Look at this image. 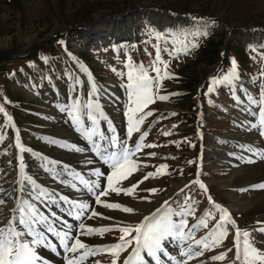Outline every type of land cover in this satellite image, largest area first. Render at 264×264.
<instances>
[{
	"label": "rangeland",
	"instance_id": "374dc122",
	"mask_svg": "<svg viewBox=\"0 0 264 264\" xmlns=\"http://www.w3.org/2000/svg\"><path fill=\"white\" fill-rule=\"evenodd\" d=\"M94 26L100 28L99 31L87 36L86 29ZM197 32H206L207 35H186ZM156 33L161 34L159 40ZM180 41H191L197 47H189L186 53L175 52L174 48L181 47ZM156 46L162 50L161 59L168 65L166 70L163 65H158L161 75L167 71L170 76L160 82L158 95L168 99H156L150 103L144 111H151L152 115L146 116L140 126L141 132L133 133L128 139L127 117L124 115L128 97L122 86L127 80L126 76H119L111 69L126 73L124 63L127 53L134 64L143 63L149 74L156 76L148 67L154 61ZM42 57H47V62ZM262 57L264 0H0V106L12 117V124L15 125L13 129L0 113V134L6 137L0 143V187L10 194L8 196L14 194L12 189L16 185L13 181L20 163L18 160L16 165L13 161L17 158L14 143L18 134L20 143L31 151L20 154L18 150L16 154L24 156V162L29 164L27 167L25 164V172L34 174L38 184L56 193L59 187L54 184L71 188V182L79 188L76 193L85 190L79 180L73 179L74 174L93 169L89 165L97 158H92L91 146L75 131L67 113L60 111L61 107L72 102L71 97L79 95L84 99L90 90L87 74L80 71L79 61L87 67L101 89L100 104L106 117L124 101L123 125L116 129L119 137L123 135L120 139L127 140L128 145L134 147L141 133L147 132L143 143L157 145L142 148L134 157L141 165L140 170L124 180L122 186L130 187L141 180L143 183H139L131 195L112 193L101 198L136 211L129 214L104 208L95 204L93 194L85 191L88 196L91 194L87 201L90 209L81 223H90L88 217L91 209H95L102 215L96 217L97 222L91 223V227L115 228L117 225L134 224L170 195L169 188L175 179L181 184L190 180L188 188L171 201L173 207L190 198L189 203L195 201L193 207L197 215L211 210L218 218L219 214L208 203L207 195L210 194L216 203L230 211L240 229L252 232L256 246L264 250V233L253 231L263 226L258 223L261 222L260 214L239 206L232 207L233 194L240 200H249L256 192L264 194L263 189L253 187L261 181L231 184L244 168H256L254 147L262 146L258 138H262L264 143V137L257 129H248L252 123L258 122V107L249 102L248 96L259 99L260 86L264 84ZM233 59L239 79L231 85H213V79H221L228 74ZM77 77L79 85L75 84ZM209 86L214 91L208 92ZM109 87L113 90L110 91ZM106 91L109 97L104 98L103 92ZM102 101L106 103L102 104ZM111 121L114 126L118 124L114 119ZM106 122L100 120L101 131H107ZM198 122L203 130L197 128ZM242 131L243 134L239 135L238 132ZM164 132L170 134L164 135ZM65 135L71 136L62 141ZM241 140H244L242 147L245 154L242 158L239 157L242 151L237 148ZM68 145L88 151L78 152ZM153 152L156 155L150 156L149 153ZM250 152L253 154L249 155ZM57 153H63L69 160H79L76 162L78 165H72L73 161H63ZM89 160L92 163L88 165ZM51 161L57 163L54 165ZM161 164L167 165L162 170L164 174L143 179ZM92 169L85 172L89 173L88 180H94ZM198 171L201 182L208 188L207 195L198 185L191 183ZM30 173L27 174L32 176ZM101 179L102 187L106 186V173ZM150 189L158 191L152 193ZM71 194L67 195L73 198ZM10 199L7 205L11 204ZM188 219L190 224L195 222L194 217ZM213 222H209L210 226ZM205 234V229L195 232L196 238ZM118 235L117 231L98 235L101 242L95 246L114 243ZM231 246L230 234L222 247L206 251L203 256L192 260L204 264H228L227 261H212L210 257ZM110 259L106 253L91 257V261L98 260L101 264H110Z\"/></svg>",
	"mask_w": 264,
	"mask_h": 264
},
{
	"label": "snow or ice",
	"instance_id": "6c2138e0",
	"mask_svg": "<svg viewBox=\"0 0 264 264\" xmlns=\"http://www.w3.org/2000/svg\"><path fill=\"white\" fill-rule=\"evenodd\" d=\"M186 35H207V33L197 32ZM156 38L159 40L161 34L156 33ZM180 43L181 47L174 48L175 52L184 51L186 53L189 47H197V44L191 41L187 43L180 41ZM253 50L255 51V49ZM161 51L159 46H156L154 61L148 66L151 71L156 73V76H151L143 63L134 64L131 56L127 53H125L127 59L124 63V67L127 69L126 73L117 72L116 68L111 69L119 76H126L127 80L126 84L122 86L125 88L128 97L127 110L124 113L127 117L128 139L132 138L133 133L141 132L140 126L144 123L146 116L152 115L151 111L145 112V108L150 103H154L156 99H168L167 96L158 95L160 82L165 78H170L167 71L161 75V68L158 65H163L165 70L168 67L167 62L161 59ZM69 55L71 56V53ZM71 58L76 60L74 56ZM42 59L47 62L48 58L42 57ZM77 63L80 71L87 74L90 90L84 99H81L79 95L71 97L72 102L61 107L60 111L67 113L75 131L82 135L91 146V152L103 161L110 171L106 173L107 183L104 187L98 179H84L80 173H75L73 179L79 180L80 184H83L87 191L95 196V204L107 209H118L124 213L132 214L136 211L132 207L123 206L120 203H108L101 198L108 197L112 193L131 195L138 184L143 183L141 180L131 184L130 187L122 186L124 180H128L140 170L141 165L134 157L142 148H153L157 145L143 143L148 135L147 132L141 133L134 147L129 146L127 140L120 139L116 135L113 122L107 119L101 108V89L94 82L87 67L80 64L79 61ZM261 75L264 76V71ZM237 79H239L237 64L233 59L228 74L221 79H213L212 84L227 83L231 85ZM75 84H80L78 77L75 78ZM73 91L76 92L77 89L74 87ZM212 91L214 88L209 86L208 92ZM237 100L239 102V98ZM248 100L258 107V122L252 123L251 127L257 129L259 135L264 137V84L260 86L259 99L249 95ZM0 113H3L7 124L15 129V125L12 124V117L3 106H0ZM101 119L107 120V132L112 133V135L109 136L107 132L101 131ZM163 134L169 135L170 133L164 132ZM5 138V135L0 134V143ZM15 147L21 153L31 151L20 143L18 134ZM68 147L74 148L78 152L86 151V149L75 145H68ZM248 150L252 151L251 148ZM149 155L155 156L156 153H149ZM260 155L264 158V154ZM17 159L20 161L18 179L13 181L17 187L12 189V193L16 195L10 196L13 203L7 211L0 207V264H49V260L41 254V249H48L57 255H60L58 249H61L63 264H101L98 260H89L90 257L101 253H106L111 257L110 264H165V260L169 261L170 264H188L189 260L203 256L206 251L222 247L230 234L232 235V246L212 255L210 257L212 261H227L228 264H264V250L256 246L252 232L240 229L230 211L221 204L214 202L212 197L207 195L208 188L201 182L199 171L196 179L191 183L198 185L207 195L208 203L219 214L218 218L213 215L211 210L205 211L202 215H197L196 209L193 207L195 201L192 200L189 203L190 198H186L183 204H177L175 207L170 200H165L149 215L143 216L134 224L117 225L115 228H94L80 223L78 225L79 231L73 233V225L63 220L53 209L59 207L61 211H67L70 216L75 211L74 219L79 221L89 211L90 205L85 202H69L67 196L49 191L25 172L23 157L18 156ZM50 163L55 164L57 162L51 161ZM87 163H92V161L89 160ZM189 163L192 162L189 161ZM166 168L167 165L161 164L155 172H148L143 179L164 174L162 170ZM92 175L100 178L105 173L100 168H96ZM60 182L65 183L63 180ZM72 187L76 188L77 184L72 183ZM187 187L188 185H185V188ZM253 187L264 189V184ZM97 189L99 191H96ZM246 190L241 189V191ZM149 191L155 193L158 190L150 189ZM183 191L184 189H180L181 193ZM0 193H5L2 187H0ZM5 195L10 194L5 193ZM59 202H69V209L65 210ZM6 203L5 196L0 195V206H4ZM101 215L95 209H91V215L88 218L92 219ZM189 217H194L195 222L190 224ZM210 221H214L211 226ZM258 223L264 225V222L258 221ZM200 229H205L206 234L196 238L195 232ZM112 231H117L119 235L115 238L116 242L111 244L94 246L81 239L82 236H102ZM253 231L264 233V226ZM50 237L55 238L58 243ZM170 244L176 246L179 257H186V259H178L177 255L173 254L172 249H170ZM229 253L232 255L229 256Z\"/></svg>",
	"mask_w": 264,
	"mask_h": 264
},
{
	"label": "bare ground",
	"instance_id": "6f19581e",
	"mask_svg": "<svg viewBox=\"0 0 264 264\" xmlns=\"http://www.w3.org/2000/svg\"><path fill=\"white\" fill-rule=\"evenodd\" d=\"M119 17H117L116 19H118ZM129 18H127L126 20H128ZM99 29L100 28H97V27H89V28H87L86 29V34H87V36H90V34H92V33H97V31H99ZM244 33H247L248 34V32L247 31H245ZM263 34V33H262ZM242 38L243 39H245L246 37L244 36V34H242ZM263 36V35H262ZM248 37H249V34H248ZM109 90L110 91H112L113 90V88H111V87H109ZM104 93V98H107V97H109V92H103ZM65 97L63 96V99H64ZM106 102H104V101H102V104H105ZM102 106V105H101ZM104 108V107H103ZM114 109H112V111H113ZM115 111V110H114ZM122 112H123V103L121 102L119 105H118V107H117V109H116V111L115 112H113L112 114H109V116H107L108 117V119L109 120H116V123H118V124H116L115 125V127H116V129L118 130V129H120V126L121 125H123V118H122ZM104 122V121H103ZM113 122V121H112ZM107 123V122H106ZM252 127H250V128H248V129H251ZM102 130V129H101ZM105 130H107V129H105ZM120 133H121V135H122V131H119ZM110 133V132H109ZM119 134V133H118ZM238 134L239 135H241V134H243V131L242 132H238ZM69 136H71V135H65V136H62V141L64 140V139H68V137ZM118 137H119V135H118ZM119 138H122L121 136L119 137ZM70 140V139H69ZM258 140L260 141V143H261V145L262 146H264V143H263V140H262V138L260 139V138H258ZM262 140V141H261ZM67 141V140H66ZM248 144H250V145H253V143L252 142H248ZM242 146H244V140H241V142L238 144V146H237V148L239 149V150H241L242 152L240 153V158H242V157H244L245 156V154L243 153V151H244V148L242 147ZM262 146H258V145H256L254 148H255V155H253V159H256L257 158V162H256V168H254V167H248V168H244V171L242 172V171H240L239 172V174H238V176H237V179L236 180H234V181H232V183L231 184H237V183H245V182H250V183H252V182H255V181H261V184H264V158H262V156L260 155V154H264V147H262ZM84 149H86V148H84ZM86 151H88V149H86ZM89 153V152H88ZM90 153H91V156H92V158L94 157L93 155H92V152H91V150H90ZM256 153H259V154H256ZM58 155H61V159L63 160V161H67V162H70V161H73V162H75V163H73L72 165H78L76 162L78 161L79 162V160H69L68 158H67V156H65L63 153H57ZM94 154V153H93ZM253 153H251L250 152V154L249 155H252ZM95 155V154H94ZM20 156H22V155H20ZM75 156V155H74ZM96 156V155H95ZM75 157H77V156H75ZM86 158V157H85ZM95 158H97L96 160H95V162L91 165H89V163H87L88 165H89V167H93V169L92 168H89V169H92V170H95L96 168H100L101 169V171L102 172H105V173H107L109 170L106 168V167H108L106 164H103V163H101L102 161L96 156ZM95 158H93V159H95ZM92 159V160H93ZM259 159V160H258ZM54 160V159H53ZM237 162H239V160L237 161ZM23 163H24V165H25V162H24V160H23ZM99 163V164H98ZM55 165V164H54ZM52 166V165H51ZM52 168V167H51ZM53 169V168H52ZM89 169H87L86 171H88ZM51 171V170H50ZM70 171V170H69ZM68 171V172H69ZM76 171V170H75ZM85 171V172H86ZM82 172V171H81ZM85 172H83L82 174L85 176V179H88L89 178V173L88 172H91V171H88L87 173H85ZM65 173V172H64ZM51 175H53V176H55L53 173H50ZM81 174V175H82ZM51 175H49V176H51ZM52 177V176H51ZM83 177V176H82ZM67 178V177H66ZM102 177H100V178H97V177H95L94 176V180H100ZM56 179V178H55ZM64 179V178H63ZM69 179V178H68ZM103 179H105V178H103ZM102 180V179H101ZM56 181H59V180H56ZM61 181V180H60ZM60 181H59V183H60ZM69 181V180H68ZM49 182L52 184V180L50 179L49 180ZM65 182H67V181H65ZM78 182V181H77ZM100 182V181H99ZM49 183V184H50ZM71 183H73V182H71ZM70 183V184H71ZM54 185H57L58 187H59V189L57 190V191H59L58 193L59 194H61V195H65V196H67L68 198H69V202H76V203H79V202H85V203H88L87 201H89L90 200V198H91V194H90V196H88L86 193H85V191L86 192H88L87 191V189H86V187L83 185V187H84V191H83V193H76V191H78L77 190V188H78V186L76 187V188H70L69 186V188L67 187V188H64L63 186H60V185H58V184H54ZM53 185V186H54ZM65 185V184H64ZM66 185H68V183L66 184ZM173 186L171 187V188H169V193L171 194L176 188H178L179 186H181L182 184L178 181V179H175V181L173 182V184H172ZM233 185V186H234ZM242 186H243V184H242ZM16 187H17V185H16ZM49 187H51V186H49ZM79 189V188H78ZM260 189H262V188H260ZM264 190V189H263ZM71 193L72 192V197L73 198H70V196L69 195H67V194H70L69 192ZM6 193V192H5ZM5 193H0V195H4L5 196V199H6V201L9 199V197L10 196H8V195H5ZM89 193V192H88ZM14 195H16V194H13L12 196H14ZM94 196V195H93ZM94 197H92V199H93ZM241 198L240 197H238L236 194H233V201H234V204L232 205V207L234 206H239L240 208H246V210L247 209H250V210H252V211H257L259 214H260V216H261V222H264V194H262V193H258V192H256V194H255V196H253L251 199H249V200H246V199H244V200H240ZM11 201H12V199H10ZM77 200H79V201H77ZM69 202H59L60 204H61V206L65 209V210H67V209H69ZM12 203L13 202H11V204L10 205H7V204H5L4 206H0V207H3L4 208V210L5 211H7V209L9 208V207H11L12 206ZM89 204V203H88ZM230 207H231V204L229 205ZM234 209V208H233ZM232 209V210H233ZM53 210H55L56 212H57V214L58 215H60L61 217H62V219L63 220H65V221H67L68 223H70V224H72L73 225V229H72V231H73V233H75V232H77V231H79V228H78V225L81 223V221L83 220V216L81 217V219L79 220V221H77V220H75L74 219V216H75V211L73 212V215H68L67 214V211H61L60 210V208L59 207H56V208H54ZM235 210V209H234ZM96 220V217L95 218H92L91 219V222L89 223L88 221L86 222V223H84L86 226H90L91 227V223H94V222H97V221H95ZM264 226V225H263ZM263 236V235H262ZM51 239H53V241L54 242H56V243H58V241H55V238H53V237H50ZM263 238H264V236H263ZM81 239H83L86 243H89L90 245H96L97 243H99V242H101V240H100V238H99V236L98 235H92V236H82L81 237ZM176 246L175 245H173V246H171L170 247V249H172V252H173V254H176L177 255V258L178 259H186V257H179L178 256V252L176 253V251H177V249L175 248ZM194 250H195V246H194ZM41 251V254L43 255V257L44 258H46V259H48L49 260V264H63V252H62V250L61 249H58V251L60 252V255H57L56 253H52L50 250H48V249H41L40 250ZM89 260L91 261V257L89 258ZM204 264V263H199L198 261H196V260H189L188 261V264ZM165 264H170V262L169 261H167V260H165ZM206 264V263H205Z\"/></svg>",
	"mask_w": 264,
	"mask_h": 264
},
{
	"label": "water",
	"instance_id": "95a60500",
	"mask_svg": "<svg viewBox=\"0 0 264 264\" xmlns=\"http://www.w3.org/2000/svg\"><path fill=\"white\" fill-rule=\"evenodd\" d=\"M47 39H48V38H47ZM219 61H220V60H219ZM219 61H218V62H219ZM218 62H217V63H218ZM217 63H216V64H217Z\"/></svg>",
	"mask_w": 264,
	"mask_h": 264
}]
</instances>
